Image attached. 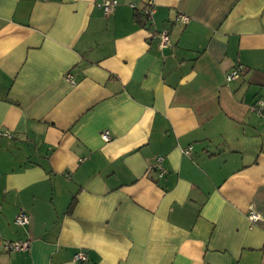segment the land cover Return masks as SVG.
Instances as JSON below:
<instances>
[{"label": "crops", "instance_id": "crops-1", "mask_svg": "<svg viewBox=\"0 0 264 264\" xmlns=\"http://www.w3.org/2000/svg\"><path fill=\"white\" fill-rule=\"evenodd\" d=\"M103 1L0 0V264H264V0Z\"/></svg>", "mask_w": 264, "mask_h": 264}, {"label": "built area", "instance_id": "built-area-1", "mask_svg": "<svg viewBox=\"0 0 264 264\" xmlns=\"http://www.w3.org/2000/svg\"><path fill=\"white\" fill-rule=\"evenodd\" d=\"M116 4H117L116 0H106L100 3L99 7H101L105 15H109L112 13L114 6ZM152 4H153L152 2H148L146 5H143V7L140 9V13L144 16V18H146V20H149V21L152 20L151 16L154 12V6ZM129 6L135 7L134 4H130ZM176 20L181 21L182 23H185L188 20V16L179 14V15H176ZM155 36L158 38L157 43H158L159 48L169 45V35L166 30H161L159 32H156ZM241 70H242V67L240 65H236L234 69H232L229 72L226 79L227 80L235 79L236 77H238ZM65 77L69 82L74 83L73 76L70 73H67ZM251 109L255 111L256 116L257 115L262 116L261 114L263 113V110H264V98H260L256 102H254V104L251 106ZM3 135L10 137V133L7 131H5ZM100 135H101V138L105 141H108L111 138L108 130H103ZM189 151H190L189 147L183 149V152L185 154H188ZM162 159L163 158L161 156H158L156 159L155 169L156 171H158L159 175H162L164 172L163 167L161 165ZM247 218H249L250 221L254 222L258 218V215L255 213V211H253L252 209H249ZM28 222H29V217L27 214H25L23 210H20L19 213L15 214L14 223L16 225L25 226L28 224ZM0 245L3 248V250L8 251V252L25 251L29 248V242L26 240L0 241ZM86 259H87V256L82 250H78L77 252H75L72 257V260L74 262H82V261H85Z\"/></svg>", "mask_w": 264, "mask_h": 264}, {"label": "trees", "instance_id": "trees-1", "mask_svg": "<svg viewBox=\"0 0 264 264\" xmlns=\"http://www.w3.org/2000/svg\"><path fill=\"white\" fill-rule=\"evenodd\" d=\"M71 200H72V202L74 203V200H73V198H72ZM71 207H72V206H71ZM71 207H70V208H71Z\"/></svg>", "mask_w": 264, "mask_h": 264}]
</instances>
